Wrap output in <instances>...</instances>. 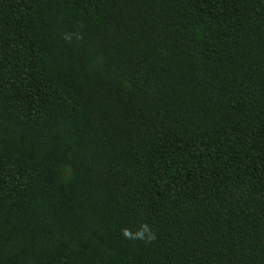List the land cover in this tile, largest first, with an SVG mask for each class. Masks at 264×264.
Returning a JSON list of instances; mask_svg holds the SVG:
<instances>
[{
	"label": "trees",
	"instance_id": "16d2710c",
	"mask_svg": "<svg viewBox=\"0 0 264 264\" xmlns=\"http://www.w3.org/2000/svg\"><path fill=\"white\" fill-rule=\"evenodd\" d=\"M0 264H264V0H0Z\"/></svg>",
	"mask_w": 264,
	"mask_h": 264
}]
</instances>
